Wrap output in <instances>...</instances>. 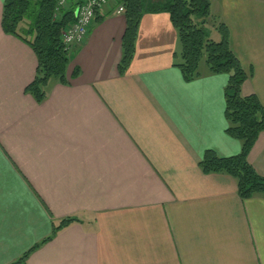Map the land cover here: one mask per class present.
<instances>
[{"label": "crops", "instance_id": "1", "mask_svg": "<svg viewBox=\"0 0 264 264\" xmlns=\"http://www.w3.org/2000/svg\"><path fill=\"white\" fill-rule=\"evenodd\" d=\"M0 0V264H13L68 218H79L26 264H264V197L244 200L236 179L204 174L205 152L241 153L227 134L229 76L186 82L169 12H146L136 53L119 64L125 15L99 11L47 99L26 93L38 61L2 27ZM164 0H149L156 3ZM207 27L226 25L264 106V0H211ZM81 75L72 79L76 69ZM264 177V133L249 154Z\"/></svg>", "mask_w": 264, "mask_h": 264}, {"label": "trees", "instance_id": "2", "mask_svg": "<svg viewBox=\"0 0 264 264\" xmlns=\"http://www.w3.org/2000/svg\"><path fill=\"white\" fill-rule=\"evenodd\" d=\"M125 6L127 21L123 37V54L119 64L121 74L129 69L136 53V43L140 22L146 12L167 11L177 29L181 43L180 68L186 82L203 76L202 63L209 75H228L225 88L227 134L242 144L241 153L231 157H220L213 150L205 152L200 163L204 174H227L236 179L238 194L244 199L256 195L264 197V177L255 170L249 161V154L260 134L264 133V106L255 95L244 96L242 87L247 74L230 46V36L225 24L219 23L217 29L220 41H214L206 33L208 21L212 19L211 0H164L146 3V0H121ZM80 5L73 0L69 7L54 18L55 0H6L3 7L2 27L11 35L28 45L36 55L38 68L34 81L26 88L38 104L48 97L47 84L51 79L62 85H70L67 69L71 54L66 50L62 32L75 20V12ZM105 16L97 13L95 23H101ZM81 75L76 69L72 79ZM79 218H68L58 225L53 224L51 235L35 245L13 264H26L33 252L53 240L57 234Z\"/></svg>", "mask_w": 264, "mask_h": 264}, {"label": "built area", "instance_id": "3", "mask_svg": "<svg viewBox=\"0 0 264 264\" xmlns=\"http://www.w3.org/2000/svg\"><path fill=\"white\" fill-rule=\"evenodd\" d=\"M71 0H55V13L54 18L59 19L68 7ZM80 5L77 8L75 20L67 25L62 32L63 43L67 50L76 45L84 42L88 35L90 28L96 18V14L99 10L113 3L118 5L117 12L122 14L125 11V7L120 3L121 0H77Z\"/></svg>", "mask_w": 264, "mask_h": 264}, {"label": "rangeland", "instance_id": "4", "mask_svg": "<svg viewBox=\"0 0 264 264\" xmlns=\"http://www.w3.org/2000/svg\"><path fill=\"white\" fill-rule=\"evenodd\" d=\"M149 0H146V3H148ZM206 33L211 39L219 40L218 34L212 30V28L209 26L206 28ZM205 66V62L202 63V67Z\"/></svg>", "mask_w": 264, "mask_h": 264}]
</instances>
